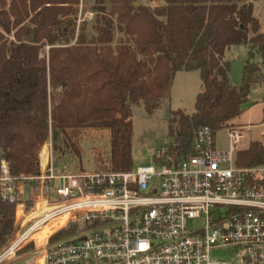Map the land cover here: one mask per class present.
I'll list each match as a JSON object with an SVG mask.
<instances>
[{
	"label": "trees",
	"instance_id": "1",
	"mask_svg": "<svg viewBox=\"0 0 264 264\" xmlns=\"http://www.w3.org/2000/svg\"><path fill=\"white\" fill-rule=\"evenodd\" d=\"M105 1L111 9L87 36L84 30L75 34L79 0H0V161L8 162L13 175H39V153L44 166L49 139L52 152L60 150L57 141L64 138L80 159L69 131L83 129L86 139L96 132L107 138L105 129H91L103 127L110 135L108 167L132 169V106L142 104L148 114L158 109L177 71H199L202 89L191 114L171 111L173 138L161 158L192 154L200 126L216 134L232 124L253 85L263 84L264 32L252 1L163 0V6L151 9L139 0H97L104 12ZM113 27L125 39L115 43ZM31 33L34 41L24 40ZM232 44L248 50L238 83L229 80L226 52ZM255 54L260 62L253 61ZM236 163L264 164V146L251 141L237 152ZM28 186L30 205L38 186ZM14 212V204L0 201V245L12 232ZM76 230L70 223L50 242ZM50 232L44 230L38 245Z\"/></svg>",
	"mask_w": 264,
	"mask_h": 264
},
{
	"label": "built area",
	"instance_id": "2",
	"mask_svg": "<svg viewBox=\"0 0 264 264\" xmlns=\"http://www.w3.org/2000/svg\"><path fill=\"white\" fill-rule=\"evenodd\" d=\"M251 127L225 126L227 145L216 149L215 134L200 126L192 154L163 151L130 170L57 173L51 139L37 176H15L2 159L0 201L15 212L0 264H264V164L236 163ZM30 182L38 187L28 205ZM70 223L74 235L50 242ZM227 246L238 252L235 263L212 258Z\"/></svg>",
	"mask_w": 264,
	"mask_h": 264
},
{
	"label": "rangeland",
	"instance_id": "3",
	"mask_svg": "<svg viewBox=\"0 0 264 264\" xmlns=\"http://www.w3.org/2000/svg\"><path fill=\"white\" fill-rule=\"evenodd\" d=\"M247 1L253 2V12L259 19L260 32H264V0ZM9 2L10 0H6L7 4ZM139 3L149 6L151 9H156L164 5L163 0H139ZM99 5L101 4L98 3L97 0H79L75 13L76 35L83 30L87 36L94 33L96 24H100V22H98L100 16L106 15L111 9V5L107 1L103 3L106 7L105 12L100 9ZM89 12L92 13L90 18L85 15ZM12 33L13 31L9 34L10 37H12ZM113 35L115 43L119 40L125 39L122 33L118 31L117 27H113ZM226 58L231 66L229 80L230 82L238 83L242 76L244 64L248 59V50L243 45L232 44L227 49ZM253 61L260 62L257 54L254 55ZM260 66L264 84V61ZM171 84L167 98L164 99L160 107L151 114L146 112L142 104H135L132 106L130 117L133 124L131 150L132 167L134 168H137L139 165L151 164L154 156L165 151V148L172 141V134L169 133L171 111L182 110L187 114H191L194 110L195 96L202 89L199 71H177ZM263 84L253 85L252 89L256 90L252 91H264ZM235 122L239 126H247L248 124L252 125L249 132H245V138L239 145L240 148H248L251 141H258L264 146V99H249L243 104L242 113ZM69 136L78 143L79 133L76 129H71L69 131ZM87 139L91 143L95 141V138ZM44 143L46 144V147H48L50 140ZM57 145L60 147V150L57 149L52 152L54 169L57 173L82 171L78 168L79 164L83 170L88 169L91 166H94L97 170L109 168V151L107 146H104V148L101 149L95 148V153L92 155L88 146L78 144V146L81 147V156L79 159L71 151L69 144L64 138H59ZM226 145L225 131L222 129L217 130L215 134L214 148H222ZM41 146L39 150L41 149ZM36 192L37 188L33 191L32 199H34V194ZM29 198L30 190L27 187L23 199ZM59 219H61V216L57 217L55 223H57ZM194 225L200 227L202 223L199 221ZM211 256L216 260L221 259L230 263H235L237 261L238 252L235 251L233 247H220L213 250Z\"/></svg>",
	"mask_w": 264,
	"mask_h": 264
},
{
	"label": "crops",
	"instance_id": "4",
	"mask_svg": "<svg viewBox=\"0 0 264 264\" xmlns=\"http://www.w3.org/2000/svg\"><path fill=\"white\" fill-rule=\"evenodd\" d=\"M254 90H256V89H253V91ZM252 91V92H253ZM237 119V118H236ZM236 119H234V121H233V123H236L235 121H236ZM91 129H99V130H103V129H105L106 130V135H108L107 136V138H101L99 135V133H95L94 135H95V141L94 142H90L88 139H86V138H84L83 136H82V130L83 129H81V130H77L78 131V133H79V137H78V144H82V145H85V146H88V148H89V150H90V152H91V154L92 155H94V150H95V148L97 149V148H99V149H101V148H104V146H107L108 147V144H109V140H110V135H109V128H107V127H103V128H91ZM79 148H80V151H81V147L79 146ZM94 157V156H93Z\"/></svg>",
	"mask_w": 264,
	"mask_h": 264
},
{
	"label": "water",
	"instance_id": "5",
	"mask_svg": "<svg viewBox=\"0 0 264 264\" xmlns=\"http://www.w3.org/2000/svg\"><path fill=\"white\" fill-rule=\"evenodd\" d=\"M134 4H136V2H134ZM24 40H26L27 42H33V34L31 33L29 36L25 37ZM249 98L252 100L258 99V98H262L264 99V91H255V92H251L249 94Z\"/></svg>",
	"mask_w": 264,
	"mask_h": 264
},
{
	"label": "bare ground",
	"instance_id": "6",
	"mask_svg": "<svg viewBox=\"0 0 264 264\" xmlns=\"http://www.w3.org/2000/svg\"><path fill=\"white\" fill-rule=\"evenodd\" d=\"M43 244V243H42ZM39 246H42V245H39Z\"/></svg>",
	"mask_w": 264,
	"mask_h": 264
}]
</instances>
